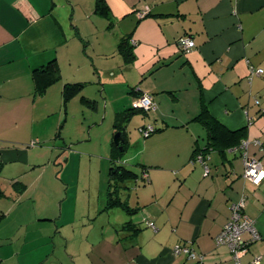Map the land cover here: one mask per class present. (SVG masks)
Returning a JSON list of instances; mask_svg holds the SVG:
<instances>
[{
    "label": "crops",
    "instance_id": "obj_1",
    "mask_svg": "<svg viewBox=\"0 0 264 264\" xmlns=\"http://www.w3.org/2000/svg\"><path fill=\"white\" fill-rule=\"evenodd\" d=\"M105 3L109 15L104 16L125 25L127 35L121 31L119 40L131 35L135 42L132 55L124 58L117 52L119 60L111 66L102 62L109 53L97 51L92 43L96 34L104 35L107 42L110 36L108 19L93 13L95 0H0V264H24L21 256L28 231L23 229L28 217L19 210L14 220L12 208L22 204L25 193L13 184L38 164L33 152L11 141L12 118H59V127L64 126L59 137L73 146L75 138L63 134L70 118L90 114L96 125L109 117L114 128L115 119L133 108L125 134L126 150L120 152L140 175L148 172V183L123 194L129 206L138 208L128 222L140 229H125L127 221L122 217L124 234L103 243L109 251L98 264H235L229 247L219 246L216 238L231 216V206L242 196L246 197L245 213L256 222L261 236L242 255V264H252L256 256L264 264V181L256 186L245 180L241 150L227 144L204 153L208 175L203 164L192 162L194 151H204L208 145L207 129L194 120L205 105L225 128L244 130L241 141L248 142L249 157L264 165V149L255 144L257 140L264 143V73H251L252 68L264 70V0ZM146 7L150 14L140 19L136 11ZM183 36L196 44L190 52L177 45ZM53 59L62 78L38 95L33 71ZM66 83H84L82 92L67 104L63 99ZM89 85L96 86L100 99L98 94L90 95ZM143 93H150L156 105L148 114L135 108ZM38 108L41 113L36 116ZM137 118L138 128L151 124L160 131L149 138L140 131L132 135L129 127ZM79 124L84 140L90 132L83 122ZM105 142L110 158L113 143L108 134ZM131 145L138 151L129 159L126 154ZM21 232L24 242L16 246L13 236ZM177 245L190 246L204 256L203 261L175 256Z\"/></svg>",
    "mask_w": 264,
    "mask_h": 264
},
{
    "label": "rangeland",
    "instance_id": "obj_2",
    "mask_svg": "<svg viewBox=\"0 0 264 264\" xmlns=\"http://www.w3.org/2000/svg\"><path fill=\"white\" fill-rule=\"evenodd\" d=\"M60 11L59 15H61ZM69 15L67 11L66 23L63 26L66 32L69 28L67 24ZM95 15L98 18L108 19L110 36L107 42L104 40V35L95 32L96 38L92 43L97 51L103 50L109 53L108 60L102 62L111 66L119 60L117 49L121 31L126 35L127 31L124 24L112 17L106 18L96 12ZM95 20L99 21V19ZM92 28L93 31L97 30L95 23ZM82 45L83 49H86L85 43ZM87 90L90 95L98 94L99 99L101 98L95 85H89ZM36 110V116H39L40 108ZM96 115L97 113L94 112V117L98 118ZM52 117L12 118L15 123L8 132L11 141L22 143L20 147L33 152L38 161L37 166L22 174V180L18 185L22 188L21 194L25 193V195L21 200L22 204L12 208L14 220L19 210L24 211L28 217V226L23 229L27 228L28 237L25 240L26 245L21 259L24 264H83L82 262L98 264L99 259L109 251L103 248V243L109 241L111 236L115 238L117 235L116 238L119 239L124 234L120 223L125 218L128 222L131 217L121 210L122 207L121 209L106 207L110 158L106 156L104 144L107 134L114 143L117 133L112 128L114 121L113 118L108 117L104 124H101V119L95 125L90 114L85 118H70L63 134L75 138V144L71 146L69 142L64 144L63 136L59 137V131L64 128V126L59 127V118ZM138 120L140 118L134 119L129 127L130 133L134 136L139 134ZM79 121L87 125L86 132H90V135L86 134L84 140L81 139V132L78 129ZM102 143L104 149H101ZM137 151L138 147L131 145L126 158H132ZM122 162L128 169L140 175V171L135 166L132 167V162L127 163L125 160ZM130 185L135 187L133 182H130ZM13 187L16 190V186ZM128 193L130 194V191ZM14 200L16 197L12 199ZM122 217L125 218L122 220ZM38 218L41 221L34 222ZM15 235L14 244L22 245L24 242L22 232L17 237Z\"/></svg>",
    "mask_w": 264,
    "mask_h": 264
},
{
    "label": "trees",
    "instance_id": "obj_3",
    "mask_svg": "<svg viewBox=\"0 0 264 264\" xmlns=\"http://www.w3.org/2000/svg\"><path fill=\"white\" fill-rule=\"evenodd\" d=\"M107 5L105 0H96L95 2V12L99 15H109L107 11ZM150 9V8H149ZM144 10L140 9L136 11L137 16L139 17V13ZM150 14H147V16ZM145 16V17H147ZM140 18V17H139ZM143 19V18H140ZM132 36L123 37L118 45V52L124 58L132 55L133 48L135 43H133ZM62 78L61 71L56 59L49 61L46 65L39 66L33 71V79L35 82V92L38 95H43L47 91V89L53 84L60 81ZM84 88V83H66L63 89V99L64 103L67 104L71 99L75 96L79 95ZM83 101L89 106L93 105L91 100H87L86 98H82ZM135 109H130L124 112V114L115 119V130L116 132L123 131L126 134L127 125L129 123V116L134 114ZM145 114L147 112L142 111ZM195 121H199L203 124V126L207 129L208 135V145L204 151H199L196 149L193 154V158L197 153L204 154L206 151H210L214 148H221L225 144L229 147H233L235 150H240V146L242 144V136L244 130L231 131L225 128L222 124H220L211 114H209L207 106L204 105L202 108V112L194 118ZM154 126V125H153ZM155 127V126H154ZM160 130L155 127L154 132L144 138H149L153 134L159 132ZM126 150V145L124 151ZM121 150L116 147L113 143V149L110 155V168H109V180L107 187V204L106 207L108 209L122 207L130 216L135 215L138 212V208H133L129 206L127 202V198L123 199V194L129 195V191L131 190L132 185L130 182L135 183L137 186L140 183H148V178H145V175H148V172H143L142 175L137 174L135 171L128 169L123 164V155L120 152ZM140 177V178H139ZM13 186H16L20 189V185L18 182L14 183ZM125 229H131L132 231H138L140 228L137 225H133L130 222L125 224ZM1 246V243H0ZM188 259V258H187ZM189 260V259H188ZM192 261V260H191ZM197 263V261H193Z\"/></svg>",
    "mask_w": 264,
    "mask_h": 264
},
{
    "label": "built area",
    "instance_id": "obj_4",
    "mask_svg": "<svg viewBox=\"0 0 264 264\" xmlns=\"http://www.w3.org/2000/svg\"><path fill=\"white\" fill-rule=\"evenodd\" d=\"M149 7L144 8L139 13L140 18H144L149 13ZM135 43V42H133ZM177 45L181 51L190 52L196 47L195 42L187 36L180 37L177 41ZM251 73L254 75H262L263 69H251ZM258 103V101H256ZM154 98L150 93H143L135 102V108L141 111L150 113L155 110ZM155 127L153 125H146L139 128L140 133L147 137L154 132ZM255 144L264 149V143L257 140ZM248 142L243 141L240 150L242 153L244 163L243 178L252 182L254 185L259 186L264 181V165L258 160L249 157L247 153ZM204 154L197 153L192 162H197L205 166V174L208 175L210 170L204 162ZM148 178V175H145ZM246 197L242 196L241 199L231 206V216L228 222L224 225L223 230L216 238V243L220 245L228 246L232 258L235 264H242V255L246 253L249 248L260 239V233L257 229L256 222L245 213ZM148 226L156 230V226L152 222H147ZM173 254L175 256L185 255L189 260L202 262L203 255L194 252L188 245H177L173 248ZM262 257L256 256L252 264H262Z\"/></svg>",
    "mask_w": 264,
    "mask_h": 264
},
{
    "label": "water",
    "instance_id": "obj_5",
    "mask_svg": "<svg viewBox=\"0 0 264 264\" xmlns=\"http://www.w3.org/2000/svg\"><path fill=\"white\" fill-rule=\"evenodd\" d=\"M259 104V101L258 103ZM126 137H125V132L119 131L116 133L115 138H114V145L118 147L121 151H124L125 145H126Z\"/></svg>",
    "mask_w": 264,
    "mask_h": 264
}]
</instances>
